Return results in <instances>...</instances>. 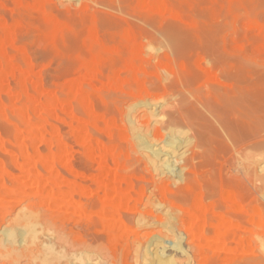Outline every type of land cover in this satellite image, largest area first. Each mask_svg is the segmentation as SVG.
<instances>
[{
	"label": "rangeland",
	"instance_id": "rangeland-1",
	"mask_svg": "<svg viewBox=\"0 0 264 264\" xmlns=\"http://www.w3.org/2000/svg\"><path fill=\"white\" fill-rule=\"evenodd\" d=\"M0 69V264H264V0H0Z\"/></svg>",
	"mask_w": 264,
	"mask_h": 264
},
{
	"label": "bare ground",
	"instance_id": "bare-ground-1",
	"mask_svg": "<svg viewBox=\"0 0 264 264\" xmlns=\"http://www.w3.org/2000/svg\"><path fill=\"white\" fill-rule=\"evenodd\" d=\"M58 22V21H57ZM62 24H63V22H62ZM56 26V25H55ZM58 27V26H57ZM59 30V29H58ZM54 31V30H53ZM61 43V42H60ZM59 43V44H60ZM64 47V46H63ZM182 65H184V64H182ZM171 66V65H170ZM183 67H185V66H183ZM187 67V66H186ZM9 68H7V71L9 72V70H8ZM179 69V68H178ZM187 69H188V67H187ZM186 68L184 69V71L185 70H187ZM196 69V68H195ZM207 69V68H206ZM1 70V69H0ZM187 71H189V69L187 70ZM196 71V70H195ZM198 71H200V70H198ZM197 71V72H198ZM175 72H177V70L175 71ZM209 72V71H208ZM180 73H183V71H182V69H181V72ZM199 73V72H198ZM211 73V72H210ZM201 75V74H200ZM4 76V75H3ZM219 77H220V75H219ZM222 77V76H221ZM222 78H224V77H222ZM225 79V78H224ZM217 80V79H216ZM226 80V79H225ZM228 81H229V79H227ZM4 81H6V80H4ZM142 84V83H141ZM10 86V85H9ZM219 86V85H218ZM221 87V86H220ZM235 87V86H234ZM237 87V86H236ZM13 88V87H12ZM19 88V87H18ZM26 89V88H25ZM28 89V88H27ZM30 91V90H29ZM144 91V90H143ZM31 92H33V91H31ZM35 92V91H34ZM33 92V93H34ZM149 94V93H148ZM31 95V94H30ZM85 95H87V94H85ZM23 96V95H22ZM25 97V96H24ZM227 97V96H226ZM225 97V98H226ZM119 98V97H118ZM108 99V98H107ZM227 99V98H226ZM234 99V98H233ZM118 101V100H117ZM236 101V100H235ZM109 102V101H108ZM113 104V103H112ZM241 104H243V103H241ZM59 105V104H58ZM237 105V104H236ZM60 106V105H59ZM222 106H224V104L222 105ZM232 106V105H231ZM48 107V106H47ZM62 107V106H61ZM60 107V108H61ZM226 107V106H225ZM252 107V106H251ZM253 108V107H252ZM52 109V108H51ZM69 109H71V108H69ZM145 109V108H144ZM241 109V108H240ZM53 110V109H52ZM68 110V109H67ZM238 110V109H237ZM54 111V110H53ZM76 111V110H75ZM151 111V110H150ZM239 111V110H238ZM135 112V111H134ZM133 112V113H134ZM145 112V111H144ZM132 113V112H131ZM146 113H148V112H146ZM145 113H143V114H141L142 116L144 115ZM234 114V113H233ZM232 114V115H233ZM72 115V114H71ZM75 115V114H74ZM83 115V114H82ZM131 115V117L133 118V117H135V116H132L133 114H130ZM146 115V114H145ZM241 115V114H240ZM149 116V115H148ZM57 117V116H56ZM87 117V116H86ZM138 117H139V115H138ZM243 117V116H242ZM82 118V117H81ZM235 118V117H234ZM258 118V117H257ZM137 119V118H136ZM236 119V118H235ZM233 120V119H232ZM238 125V124H237ZM234 126H235V124H234ZM248 126V125H247ZM247 126H245V129H246V127ZM225 126L223 125V128H224ZM244 128V127H243ZM226 130H228L229 131V129H226ZM234 130V129H233ZM232 130V131H233ZM251 130V129H250ZM57 131V130H56ZM82 131V130H81ZM90 131H92V130H90ZM134 131V130H133ZM236 130H234L233 132H235ZM248 131V130H247ZM85 134V133H84ZM142 134V133H141ZM228 134V133H227ZM230 134H231V132H230ZM233 134V133H232ZM12 135V134H11ZM93 135V134H92ZM90 136V135H89ZM145 136V135H144ZM20 137V136H19ZM21 137H22V135H21ZM88 137V136H87ZM93 137V136H92ZM59 138H61V137H59ZM145 138V137H144ZM143 137L142 138H140V146H142V149H143V151H144V153L146 154L145 156H146V161H147V163L151 166V167H153L154 169L158 166V163L159 162H162L163 164H164V166L167 168V170L169 169L170 170V173H174L173 172V169H172V164H171V162H169L170 160H168V158H165V156H169V154L172 152H169L170 150H169V148L167 147V149L169 150H165L166 148V146H167V144H166V146H158V145H155V144H152V142H149L148 140H145ZM147 138V137H146ZM3 140V139H2ZM13 140V139H12ZM61 140V139H60ZM135 140V139H134ZM62 141V140H61ZM153 141V140H152ZM263 141V140H262ZM4 142V141H3ZM156 142V141H155ZM161 142V141H160ZM157 143V142H156ZM174 143V142H173ZM96 145V144H95ZM101 145V144H100ZM160 145V144H159ZM170 145V143L168 144V146ZM103 146V145H102ZM2 147H4V146H2ZM72 147V146H71ZM101 147V146H100ZM99 147V148H100ZM138 147V146H137ZM136 147V148H137ZM138 148H140V147H138ZM177 148V147H176ZM16 149H18L17 148V146H16ZM15 149V150H16ZM107 149V148H106ZM117 149V148H116ZM141 149V148H140ZM66 150V149H65ZM108 150V149H107ZM173 150H175L174 148H173ZM178 149H176V151H177ZM98 151V150H97ZM111 151V150H110ZM136 151V150H135ZM140 151H142V150H139V153H140ZM142 151V152H143ZM99 152V151H98ZM174 152V151H173ZM173 152L171 153V154H173ZM96 152H94L93 154L94 155H96L95 154ZM177 153V152H176ZM29 154V153H28ZM27 154V155H28ZM71 154V153H70ZM136 154H137V152H136ZM170 154V155H171ZM66 155H67V153H66ZM115 155V154H114ZM30 156V155H29ZM177 156H179V154L177 155ZM45 157V156H44ZM47 157H48V154H47ZM46 157V158H47ZM66 157H68V156H66ZM122 157V156H121ZM257 157H259V156H257ZM52 158V157H51ZM50 158V159H51ZM65 158V157H64ZM171 158V157H170ZM49 159V158H48ZM53 159V158H52ZM63 159V158H62ZM121 158H119V160H120ZM122 159H123V157H122ZM254 160V159H253ZM257 160V159H256ZM121 161V160H120ZM173 161V160H172ZM101 163V162H100ZM102 164V163H101ZM26 164H23L22 166H23V169H24V167H25V169L27 168V166H25ZM20 166V165H19ZM52 166V165H51ZM21 167V166H20ZM70 167V166H69ZM245 167V166H244ZM247 167V166H246ZM251 168V167H250ZM259 168V167H258ZM24 169V170H25ZM153 169V170H154ZM262 169V168H261ZM22 170V169H21ZM24 170H22L21 172H25V173H22L23 175H25L26 174V172L28 173V169L26 170V171H24ZM48 170H49V172L50 173H52V174H57V171L53 168V167H48ZM71 171V170H70ZM155 171V170H154ZM157 171V170H156ZM243 171H244V168H243ZM258 171V170H257ZM264 171V170H263ZM260 172V171H259ZM30 173V172H29ZM78 174H80L79 172H77ZM158 173V172H157ZM245 173V172H244ZM249 173V172H248ZM258 173V172H257ZM31 174V173H30ZM60 174V173H59ZM252 174V173H251ZM248 175V174H247ZM26 177H28V178H30V179H32V181H31V184L29 183L28 185L30 186H35L36 188H38V189H40V191H47V187L45 188V186L44 185H42L38 180H37V176H39V173L38 172H35L34 171V173L32 174V177L33 178H31V176L29 175V174H26L25 175ZM24 176V178H26ZM244 176V175H243ZM251 176V175H250ZM81 177V176H80ZM244 177H248V176H244ZM243 177V178H244ZM256 177V176H255ZM126 178V177H125ZM201 178V177H200ZM250 178V177H249ZM264 178V177H263ZM66 179V178H65ZM78 179V178H77ZM113 179H115V178H113ZM124 179V178H123ZM202 179V178H201ZM255 179V178H254ZM2 180V179H1ZM27 180V179H26ZM116 180H118V179H116ZM120 180H122V179H120ZM204 180V179H203ZM249 180V179H248ZM251 180V179H250ZM8 181V180H7ZM6 181V182H7ZM22 181V180H21ZM79 181V180H78ZM80 181H82V180H80ZM79 181V182H80ZM9 182V181H8ZM244 182V181H243ZM246 182V181H245ZM28 182H26V184H27ZM129 183L130 182H128V185H129ZM203 183V182H202ZM253 183V182H252ZM137 184V183H136ZM255 184V183H254ZM260 184V183H259ZM262 184V183H261ZM260 184V185H261ZM120 185V184H119ZM203 185V184H202ZM256 185V184H255ZM49 186V185H48ZM249 186V185H248ZM251 186H252V184H251ZM25 187V186H24ZM23 187V188H24ZM83 187V186H82ZM246 187V186H245ZM257 187V186H256ZM256 187H255V191H256ZM21 186H19V188L18 189H20V192L18 193V197H22L24 194H25V192H24V189H23ZM36 188H34V189H36ZM84 188V187H83ZM248 188V187H247ZM254 188V187H253ZM261 188H263V185H261ZM45 189V190H44ZM84 189H86V188H84ZM104 189V188H103ZM194 189H195V187H194ZM203 189V188H202ZM88 190H90V189H88ZM124 190V189H123ZM254 190V189H253ZM263 190V189H262ZM254 191V192H255ZM78 192V191H77ZM90 193L92 192L91 190L89 191ZM94 192V191H93ZM103 192H104V190H103ZM111 192H113V191H111ZM130 192V191H129ZM132 193H133V191H131ZM263 192H264V190H263ZM68 193V192H67ZM96 193V192H95ZM101 193V192H100ZM100 193H99V196H100ZM135 193V192H134ZM257 193V192H256ZM96 194H98V193H96ZM198 194V193H197ZM258 194H260V193H258ZM55 195H56V193H54L52 190H50V192H49V201H51V200H54V198H55ZM88 195H89V193H88ZM228 196H229V193L227 194ZM264 195V194H263ZM58 196V195H57ZM59 196H61V195H59ZM131 196V195H130ZM130 196L129 195H125V196H123L124 198H130ZM261 196V195H260ZM122 195L121 194H119L118 195V198L121 200L122 198ZM133 197V196H132ZM205 197V196H204ZM235 197V196H234ZM263 197V196H262ZM70 198V197H69ZM188 198V197H187ZM51 199V200H50ZM204 199V198H203ZM71 200V199H70ZM188 200V199H187ZM198 200V199H197ZM205 200V199H204ZM235 200V199H234ZM234 200L232 201V204H235L234 203ZM53 202V201H52ZM181 202V201H180ZM76 203V202H75ZM98 203V202H97ZM184 203V202H183ZM182 203V204H183ZM95 205V204H94ZM97 205V204H96ZM99 205H100V203H99ZM116 206V205H115ZM196 206H197V208L198 209H205V205L200 201V200H198L197 202H196ZM78 207V206H77ZM80 207V206H79ZM92 207V206H91ZM94 207V206H93ZM96 207V206H95ZM120 207H122V206H120ZM254 207H256V205H254ZM54 208H56V207H54ZM115 208V207H114ZM136 208V207H135ZM134 208V209H135ZM116 209V208H115ZM218 208H216V210H217ZM253 209V208H252ZM255 209H257L258 210V208H255ZM255 209H253V210H255ZM60 210V209H59ZM257 210H255L256 212H259V211H257ZM223 212V211H222ZM230 212V211H229ZM234 213V212H233ZM215 214V213H214ZM157 215V214H156ZM160 215V214H159ZM221 215V214H220ZM104 216V215H103ZM203 216V215H202ZM93 217V216H92ZM111 217V216H110ZM158 217H160V216H158ZM254 217H256L255 216V214H254ZM94 218V217H93ZM96 218V217H95ZM115 218H117V217H115ZM114 218V219H115ZM226 218V217H225ZM250 219L252 218L251 216L249 217ZM98 219H100V217H98ZM117 219H119V218H117ZM162 219V218H161ZM161 219H159V220H161ZM255 219H257V218H255ZM91 220V219H90ZM120 220V219H119ZM158 220V221H159ZM172 220V219H171ZM229 220V219H228ZM259 220V219H258ZM26 221V220H25ZM31 221V220H30ZM29 221V222H30ZM34 220H32L31 221V223L33 222ZM121 221V220H120ZM167 221V220H166ZM29 222H27V223H29ZM97 222V221H96ZM162 222H164L163 220H162ZM219 223H218V225H216V229H217V231H218V235L219 236H223L225 233H226V231L228 230V229H230V228H232L233 226L230 224V223H228V222H230V221H226L225 219H221V221H218ZM259 222H261V221H259ZM27 223H24V224H26V226H28L27 228H33V226L32 225H30V223L29 224H27ZM34 223H35V221H34ZM160 223V222H159ZM166 223H168V222H166ZM258 223V222H257ZM24 224H23V227H24ZM33 224V223H32ZM104 224V223H103ZM163 224V223H162ZM169 224V223H168ZM172 223H170V225H171ZM34 225V224H33ZM100 225V224H99ZM166 225V224H165ZM169 225V226H170ZM25 226V227H26ZM106 226V225H105ZM164 226V225H163ZM25 229V230H28V229ZM204 227L203 226H201V227H199V230H202ZM166 229V228H165ZM169 230H171V228H169ZM168 231V230H167ZM169 232V231H168ZM24 233H26V232H24ZM22 234V233H21ZM173 234V233H172ZM62 235V234H61ZM217 235V236H218ZM30 236H32V238H31V240L33 239V235H31L30 234ZM228 236V235H227ZM63 238L65 239V236H63ZM63 238H62V236H60L59 234H57L55 237H53V239H51V238H49L50 240H48V242H40V243H38L37 241V244L36 245H33V246H35V247H32V250L30 251L31 252V254H32V256L34 257V259L35 260H37V263L36 264H45V262H47V260L51 257V256H54V257H56L57 256V254L58 253H56L55 252V250H56V247H55V245L57 244L58 246H61V243H62V241H63ZM119 238V237H118ZM26 239H28V238H26ZM25 239V240H26ZM34 239H35V237H34ZM34 239L32 240V242H33V244H35L36 242H34ZM176 239H178V238H175V240ZM24 240V241H25ZM29 240V239H28ZM28 240H26L25 242H28ZM35 240H38V238H36ZM174 240V241H175ZM215 240V239H214ZM24 241H22V242H24ZM65 241V240H64ZM24 242V245L26 244ZM164 242L165 241H163V244H164ZM177 242H179V240L177 241ZM13 243H14V241H13ZM8 244L9 243H6V244H4V243H2L0 246H1V248H7V246H8ZM19 244H20V242H19ZM162 244V242L159 244V245H161ZM163 244H162V246L161 247H163ZM24 245H22V246H24ZM158 244H156V246H157ZM15 246V245H14ZM155 246V247H156ZM173 246L174 247H176L177 249H180L181 250V245H180V243H173ZM16 247V246H15ZM160 247V246H159ZM158 248V252L157 251H155V255L157 254V256H154V257H157V261H158V263L157 264H159V262H160V264H162L163 262H165L166 263V261H168V258L167 257H169L168 255H166V254H164V252H163V248H165V247H163V248ZM226 247V246H225ZM18 249V248H17ZM16 249V250H17ZM25 249H23V251H24ZM27 250V249H26ZM140 250V249H139ZM156 250V249H155ZM18 251V250H17ZM146 251V252H145ZM166 251V250H165ZM30 252H29V254H30ZM143 252V251H142ZM157 252V253H156ZM144 253H149L148 252V250L146 249V250H144ZM166 253V252H165ZM139 254H140V252H139ZM142 255H143V253H141ZM153 254V253H152ZM142 255H140V257L142 256ZM147 255H149V257H150V253L149 254H146V255H143L146 259H147ZM170 255V254H169ZM139 256V255H138ZM142 256V257H143ZM236 256V255H235ZM143 257V258H144ZM152 259V258H151ZM150 259V260H151ZM154 259V258H153ZM153 259H152V261H153ZM242 259H245V258H235V257H233V256H231L230 257V261H231V264H238L239 263V261L241 262V260ZM142 260V259H141ZM170 260V259H169ZM143 261H144V263L146 262V261H149V259L148 260H144L143 259ZM152 261H151V263H152ZM155 261V260H154ZM243 262L242 263H244V260H242ZM146 263H150V262H146ZM150 263V264H151ZM156 263V262H155ZM219 263V262H218ZM153 264V263H152ZM167 264V263H166ZM240 264V263H239Z\"/></svg>",
	"mask_w": 264,
	"mask_h": 264
}]
</instances>
